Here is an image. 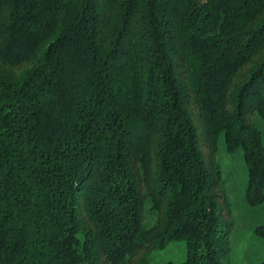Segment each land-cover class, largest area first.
Masks as SVG:
<instances>
[{
    "label": "trees",
    "instance_id": "1",
    "mask_svg": "<svg viewBox=\"0 0 264 264\" xmlns=\"http://www.w3.org/2000/svg\"><path fill=\"white\" fill-rule=\"evenodd\" d=\"M255 114L264 0H0V264H227L218 140L264 205Z\"/></svg>",
    "mask_w": 264,
    "mask_h": 264
},
{
    "label": "rangeland",
    "instance_id": "2",
    "mask_svg": "<svg viewBox=\"0 0 264 264\" xmlns=\"http://www.w3.org/2000/svg\"><path fill=\"white\" fill-rule=\"evenodd\" d=\"M252 122L261 131L264 144V121L255 114ZM216 159L221 170V190L230 204V216L233 223L229 234L231 250L227 264H259L264 261V238L256 235V226L264 224V205L249 206L245 199L247 188V168L243 158V149L228 152L223 137L218 140ZM150 201H145L142 225L150 228L155 215L149 210ZM187 257L185 241H171L163 249L151 253L150 264H178ZM87 264V263H82Z\"/></svg>",
    "mask_w": 264,
    "mask_h": 264
}]
</instances>
